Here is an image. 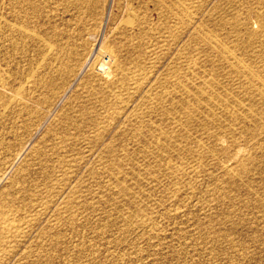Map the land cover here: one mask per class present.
<instances>
[{
	"label": "rangeland",
	"instance_id": "1",
	"mask_svg": "<svg viewBox=\"0 0 264 264\" xmlns=\"http://www.w3.org/2000/svg\"><path fill=\"white\" fill-rule=\"evenodd\" d=\"M0 264H264V0H0Z\"/></svg>",
	"mask_w": 264,
	"mask_h": 264
},
{
	"label": "bare ground",
	"instance_id": "2",
	"mask_svg": "<svg viewBox=\"0 0 264 264\" xmlns=\"http://www.w3.org/2000/svg\"><path fill=\"white\" fill-rule=\"evenodd\" d=\"M2 7H3V6H2ZM12 8H13V7H12ZM14 10H15V9H14ZM17 20H18V19H17ZM81 36H82V35H81ZM82 39H83V38H82ZM60 48H61V47H60ZM66 48H67V46H66ZM76 48H77V47H76ZM81 48H82V47H81ZM58 49H59V48H58ZM61 49H62V48H61ZM72 49H74V48H72ZM77 49H78V48H77ZM109 49H110V48H109ZM49 50H50V49H49ZM59 50H60V49H59ZM59 50H56L55 52H57V51H59ZM86 50H87V49H86ZM112 50H113V49H112ZM61 51H62V50H61ZM69 51H70V50H69ZM102 51H104V50L102 49ZM71 52H72V51H71ZM91 52H92V51H91ZM104 52H107V51H104ZM109 52H110V51H109ZM63 53L66 54L65 52H63ZM67 53H69V52H67ZM85 53H86V52H85ZM110 53H111V52H110ZM55 54H56V53H55ZM61 54H62V52H61ZM78 54H79V53H78ZM57 55H58V54H57ZM59 55H60V54H59ZM62 55H63V54H62ZM69 55H70V54H69ZM112 55H114V54H113V51H112ZM60 56H61V55H60ZM63 56H64V55H63ZM63 56H62V57H63ZM109 56H110V55H109ZM55 57H56V56H55ZM62 57H60L61 60L64 59V58H62ZM75 57H76V56H75ZM77 57H78V56H77ZM70 58H71V57H70ZM52 59H53V58H52ZM52 59H51V62H52ZM56 59H57V58H56ZM81 59H82V58H81ZM113 59H114V58H113ZM84 60H85V59H84ZM53 62H54V61H53ZM53 62H52L51 64H53ZM61 62H62V61H61ZM61 62H60V63H61ZM69 62H70V61H69ZM72 62H73V61H72ZM81 62H82V61H81ZM114 62H115V61H114ZM56 63H57V62H56ZM56 63H55V64H56ZM67 63H68V62H67ZM76 63H77V62H76ZM79 63H80V62H79ZM115 63H116V62H115ZM61 64H62V63H61ZM61 64H60V66H58V67H61ZM109 65H110V64H109ZM237 65H238V64H237ZM66 66H67V65H66ZM66 66H65V67H66ZM76 66H77V65H76ZM95 66H96V65H95ZM95 66H94V67H95ZM98 66H99V65H98ZM116 66H117V65H116ZM77 67H78V66H77ZM101 67H102V66H101ZM51 68H52V67H51ZM69 68H70V67H69ZM98 68H99V67H98ZM113 68H114V67H113ZM54 69H55V68H54ZM66 69H67V68H66ZM73 69H76V68H73ZM103 69H104V68H103ZM103 69H102V70H103ZM60 70H61V69H60ZM95 70H97V69L95 68ZM105 70H106V68H105ZM66 71H67V70H66ZM73 71H74V70H73ZM110 71H111V70H110ZM113 71H114V70H113ZM242 71H243V70H242ZM60 72H61V71H59V73H60ZM89 72H90V71H89ZM97 72H98V71H97ZM106 72H107V71H106ZM111 72H112V71H111ZM111 72H110V73H111ZM114 72H115V71H114ZM71 73H72V72H71ZM95 73H96V72H95ZM65 74H66V73H65ZM67 74H68V73H67ZM96 74H97V73H96ZM102 74H103V73H102ZM54 75H55V74H54ZM75 75H76V74H75ZM77 75H78V74H77ZM106 75H107V74H106ZM108 75L111 76L112 74H108ZM59 76H60V75H59ZM66 76H67V75H66ZM66 76H65V77H66ZM68 76H69V75H68ZM70 77H72V76H70ZM106 77H107V76H106ZM75 78H76V77H75ZM109 78H112V77H108V79H109ZM55 79H56V78H55ZM70 79H71V78H70ZM53 84H54V83H53ZM231 170H232V169H231ZM232 175H233V174H232ZM125 187H126V186H125ZM3 215H4V214H3ZM10 222H11V221H10ZM10 222H9V223H10ZM25 223H26V222H25ZM4 227H5V226H4ZM13 228H14V227H13ZM19 229H20V228H19ZM12 230H13V229H12ZM7 231H8V230H7ZM8 232H9V231H8Z\"/></svg>",
	"mask_w": 264,
	"mask_h": 264
}]
</instances>
